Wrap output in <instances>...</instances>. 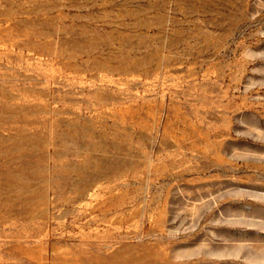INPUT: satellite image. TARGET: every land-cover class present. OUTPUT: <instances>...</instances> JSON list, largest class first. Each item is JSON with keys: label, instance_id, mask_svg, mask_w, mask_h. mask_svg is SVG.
I'll return each instance as SVG.
<instances>
[{"label": "rangeland", "instance_id": "rangeland-1", "mask_svg": "<svg viewBox=\"0 0 264 264\" xmlns=\"http://www.w3.org/2000/svg\"><path fill=\"white\" fill-rule=\"evenodd\" d=\"M0 264H264V0H0Z\"/></svg>", "mask_w": 264, "mask_h": 264}]
</instances>
